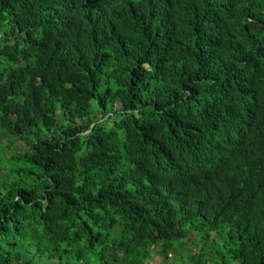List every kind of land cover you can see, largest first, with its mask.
Returning <instances> with one entry per match:
<instances>
[{
	"label": "trees",
	"instance_id": "1",
	"mask_svg": "<svg viewBox=\"0 0 264 264\" xmlns=\"http://www.w3.org/2000/svg\"><path fill=\"white\" fill-rule=\"evenodd\" d=\"M169 258L264 264V0H0V264Z\"/></svg>",
	"mask_w": 264,
	"mask_h": 264
},
{
	"label": "rangeland",
	"instance_id": "2",
	"mask_svg": "<svg viewBox=\"0 0 264 264\" xmlns=\"http://www.w3.org/2000/svg\"><path fill=\"white\" fill-rule=\"evenodd\" d=\"M57 112H60V109H59V107L57 108ZM4 136H5V135H3V134H2V138H1V140H2V143H3V141H5L4 139L6 138V137H4ZM10 153H11V151H10V150H7V151H6V154H10ZM173 259H174V258H169V263H171V264H172V263L174 262V261H173Z\"/></svg>",
	"mask_w": 264,
	"mask_h": 264
},
{
	"label": "clouds",
	"instance_id": "3",
	"mask_svg": "<svg viewBox=\"0 0 264 264\" xmlns=\"http://www.w3.org/2000/svg\"><path fill=\"white\" fill-rule=\"evenodd\" d=\"M152 264V263H151Z\"/></svg>",
	"mask_w": 264,
	"mask_h": 264
}]
</instances>
